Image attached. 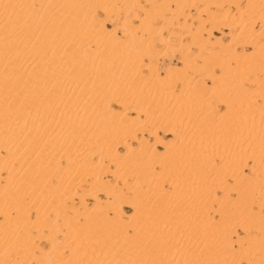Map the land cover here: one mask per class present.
Masks as SVG:
<instances>
[{"label": "bare ground", "instance_id": "6f19581e", "mask_svg": "<svg viewBox=\"0 0 264 264\" xmlns=\"http://www.w3.org/2000/svg\"><path fill=\"white\" fill-rule=\"evenodd\" d=\"M262 21L264 0H0V264H264ZM249 159L219 226L217 161Z\"/></svg>", "mask_w": 264, "mask_h": 264}, {"label": "snow or ice", "instance_id": "6c2138e0", "mask_svg": "<svg viewBox=\"0 0 264 264\" xmlns=\"http://www.w3.org/2000/svg\"><path fill=\"white\" fill-rule=\"evenodd\" d=\"M6 7H13L12 5H7ZM17 7H35V5H17ZM101 6L97 5L96 8L97 10H99ZM98 27L102 28L103 27V22H100L98 24ZM259 29H260V35H261V43L262 45H264V21H262L259 25H258ZM109 35H111V37L113 39H121V37L116 35V32L113 31L112 33H109ZM127 36V31L125 30V35H124V39H126ZM219 71V70H218ZM208 85H211V88H216L217 87V80H210L208 82ZM206 85V87L208 86ZM177 91H179V88H177ZM222 110V109H221ZM139 134V132H137V135ZM147 134V132L145 133ZM164 144V148L165 150L170 149V145L168 143L167 140L161 141L160 139H157L156 143L160 144L162 143ZM149 151L155 153L156 149L155 147H152L151 145H149ZM5 160H7V157H5ZM70 161H69V165H70ZM261 165L264 166V159L261 160ZM250 166V167H249ZM216 168L219 169L220 175L213 177V182H215L216 179H219L220 182L224 185H227L228 187L225 189H219L217 188L215 190V197L212 201V210L215 212V221L219 226L222 227H228L227 222H226V211L228 209V207L233 203V202H239L241 200V191L239 189L238 183L234 184L233 180L235 179L236 181H239L242 178L246 179V180H252L255 178V174H256V165L255 163L249 159L248 163L245 164L243 161H241L240 163V168L237 170L239 172V175H237L236 172H233L231 174H229L228 172L224 171L225 165L224 162L222 160L217 161L216 164ZM165 186H167V182H165ZM97 193H104L107 190L104 188H99L95 190ZM262 191H264V189H262ZM108 195L111 196V192H108ZM127 195L126 192H121V196H125ZM217 205H219V207L217 208ZM255 210V204L251 205V208L248 209V211L254 212ZM35 215V219L38 222L39 221V215L33 214ZM260 215L261 218L264 219V199L261 200V205H260ZM241 227V225L239 223L236 224V228ZM126 236L128 237V239L130 241H135L137 239V234L136 231L133 227H128L126 230ZM45 247H47V245H45ZM67 255V251L65 253ZM86 256V253H85ZM60 264H89V262L85 259V260H76V261H64L61 260ZM116 264H121V262H116ZM240 264H243V261L240 262Z\"/></svg>", "mask_w": 264, "mask_h": 264}, {"label": "rangeland", "instance_id": "374dc122", "mask_svg": "<svg viewBox=\"0 0 264 264\" xmlns=\"http://www.w3.org/2000/svg\"><path fill=\"white\" fill-rule=\"evenodd\" d=\"M161 136H163V135L161 134ZM166 139H169V138H166ZM90 205H92V203H90ZM125 211H126L127 213H130V212H131L128 208H125Z\"/></svg>", "mask_w": 264, "mask_h": 264}]
</instances>
